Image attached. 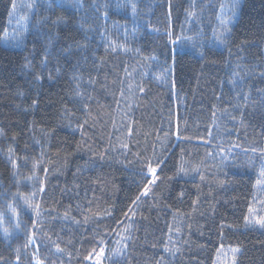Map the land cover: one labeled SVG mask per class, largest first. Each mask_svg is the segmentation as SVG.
<instances>
[{
  "label": "trees",
  "instance_id": "trees-1",
  "mask_svg": "<svg viewBox=\"0 0 264 264\" xmlns=\"http://www.w3.org/2000/svg\"><path fill=\"white\" fill-rule=\"evenodd\" d=\"M15 1L0 0V264H90L101 238L105 264H215L223 247L264 264V228L244 220L264 162V0H243L217 46L222 0L45 6L23 48L5 42ZM145 157L162 161L146 197Z\"/></svg>",
  "mask_w": 264,
  "mask_h": 264
},
{
  "label": "rangeland",
  "instance_id": "rangeland-1",
  "mask_svg": "<svg viewBox=\"0 0 264 264\" xmlns=\"http://www.w3.org/2000/svg\"><path fill=\"white\" fill-rule=\"evenodd\" d=\"M243 0H238V6L233 9L232 5L234 3V0H222L217 13H215V16H212L209 14V21L210 25L208 26V29L212 31L211 34V41L210 43L220 45V39L219 33L222 31V26H221V20H227V28L229 29V26L234 23L239 8L241 6ZM33 3V0H16L15 1V8L12 9L11 15L9 18V23H8V28H7V33L5 35V42L7 45H12L15 46L16 48H23L24 41L31 32V27H35L38 23V21L41 20L42 18V10L46 6L47 8H50L52 5H59V6H64L66 8H73V10H77L80 12L83 9V0H81L80 3L77 2V0H34V7L31 9L27 7L28 4ZM126 4V3H125ZM127 5V4H126ZM131 8V7H130ZM131 13L132 8H131ZM214 17V25H212V18ZM34 20V21H33ZM33 21V23H32ZM32 24V25H31ZM37 28L34 29L33 33H37ZM229 32L227 33L228 36ZM222 46V45H221ZM219 46V48L221 47ZM264 169V162L261 170ZM14 170L15 178H17V186H20L22 189L25 185V179H22L21 175L18 173L19 170ZM260 170V171H261ZM260 174V173H259ZM149 194V192H148ZM147 194V195H148ZM147 195H144L146 197ZM27 197H34L33 195L30 194H23L20 196V201L19 205L22 207H26L25 203V198ZM255 197L257 199L262 198L260 191L258 190V187L256 188V193ZM260 205L257 204V207ZM259 214V213H258ZM11 218V227L10 229L17 231V228L15 227L17 218L16 216L13 217V215H10ZM249 227L255 226L259 227V225H248ZM121 247H119L118 250H120ZM232 249L234 248H227L223 247L217 255L215 264H236L237 262V256L238 252L233 253ZM114 251L112 252L114 257H120L121 256V251ZM235 256V261H233V257ZM95 260V256L93 257L92 260H90V264H93V261ZM108 260V253L105 250V256L102 259V264H105Z\"/></svg>",
  "mask_w": 264,
  "mask_h": 264
},
{
  "label": "snow or ice",
  "instance_id": "snow-or-ice-1",
  "mask_svg": "<svg viewBox=\"0 0 264 264\" xmlns=\"http://www.w3.org/2000/svg\"><path fill=\"white\" fill-rule=\"evenodd\" d=\"M77 2L80 3L81 0H77ZM237 6H238V0H234V3L232 5L233 9ZM27 7L30 9L32 7H34V0H33V3L28 4ZM14 8H15V4H13V9ZM131 8H132L133 14H135L136 13V4L133 3L131 5ZM170 15H171V2L169 0V16ZM189 15L194 16L195 13L190 12ZM59 22L60 21L57 20V21H54L53 23H59ZM227 23H228L227 20H221L222 31L219 33V37H218L220 39L221 43H227V33L229 32V29L226 26ZM167 35L169 36L170 43L177 44L179 42L180 38L172 39L171 31H168ZM184 39H191V37H186ZM173 54L177 55L178 52L175 49H173ZM43 62L44 63L47 62L46 56L44 57ZM37 78L39 79V77H37ZM253 151H255V149H253ZM161 162L162 161H160V160L155 161L156 166L154 167L153 166V160L151 158H148V157L144 158L143 169H142L141 174L144 177V181L146 182V185L143 189L142 195H147L148 192L151 191V188L155 186L157 180L160 179V177L157 175V169H158ZM181 170H183V169H181ZM256 185L258 187V190L261 193L262 198L257 199L255 196L253 197V200L255 202L248 207V209H247L248 215L244 217V220H245L246 226L258 224L260 228H264V169H262L260 171L259 178L256 181ZM40 191H43V189H40ZM32 195L35 196L36 193L34 192ZM14 199H15V195L13 196V200ZM137 199H139V197H137ZM257 204H259L260 206L257 207ZM6 207L12 212L13 217L17 216L15 209L11 208V205H7ZM28 207L32 209V211L35 213V215L37 217H39L41 215L40 205L38 203L34 204V205L29 204ZM65 215H67V213ZM2 217H3V213H0V221H2ZM21 223H22V221L17 219L15 227L17 229H19L21 227ZM32 226L33 227L36 226L35 222L33 223ZM4 232H5L6 238H8L11 235V233H9L7 228L4 229ZM34 236H35V233H28L27 234L26 242L24 245L25 248H27L31 245H34L36 243ZM98 244L100 245V247L99 248H93L91 250V252L89 253V255L84 258L85 260H92L93 256H95V260L93 261V264H102V259L105 256V247H104L105 241L101 238L98 241ZM56 249H57V251H63V249H61L58 244L56 245ZM232 252L233 253L239 252V249L234 248V249H232ZM18 259H19V256H17V260ZM233 261H235V256L233 257ZM35 264H44V262L42 260H40L39 258H36Z\"/></svg>",
  "mask_w": 264,
  "mask_h": 264
}]
</instances>
